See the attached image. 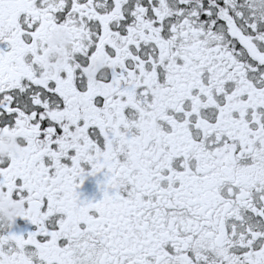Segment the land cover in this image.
<instances>
[{"label": "snow or ice", "instance_id": "1", "mask_svg": "<svg viewBox=\"0 0 264 264\" xmlns=\"http://www.w3.org/2000/svg\"><path fill=\"white\" fill-rule=\"evenodd\" d=\"M0 264H264V0H0Z\"/></svg>", "mask_w": 264, "mask_h": 264}]
</instances>
